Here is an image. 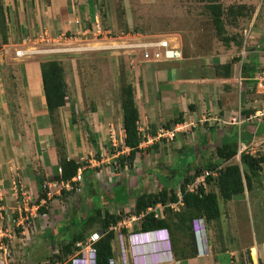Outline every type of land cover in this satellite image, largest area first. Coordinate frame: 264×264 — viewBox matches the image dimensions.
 Returning a JSON list of instances; mask_svg holds the SVG:
<instances>
[{
    "label": "crops",
    "instance_id": "crops-1",
    "mask_svg": "<svg viewBox=\"0 0 264 264\" xmlns=\"http://www.w3.org/2000/svg\"><path fill=\"white\" fill-rule=\"evenodd\" d=\"M198 1L161 0L160 17L165 23L162 30L168 32H135L163 36L171 44L175 41L181 50L178 59L147 61L139 51H128L121 62L107 54L62 61L67 97L65 105L57 109L56 125L61 131L67 158L83 164L78 170L81 177L97 180L103 194L99 207L102 214L107 211L115 215L126 213L124 217L133 215L137 195L174 187L173 183H163L159 179L160 175L168 177L162 173L156 174L159 185L151 186L148 174L154 169L146 167L145 163L148 157L157 160L155 157L167 151V147L174 158L186 156L190 151L194 155L195 166L188 168L182 177L193 173L198 162H212L216 167L221 166V170L230 161L241 162L239 154L247 147L252 149V155L257 152L264 155V118L255 117L264 106V98L254 88V78L264 68V1L211 0L224 5L253 6L249 16L240 17L231 26L240 36L239 46L234 42L224 46L216 39L209 14L199 7V12L190 8L192 4H203V0ZM0 3L12 18L8 41L0 44V51L6 50L5 57L0 53V208L5 206L6 210L19 212L17 196L23 189L36 201L29 210L33 211L36 206L39 210L52 198V190L47 191L48 184L68 182L53 179L60 174L55 143L57 132H54L46 105L40 69V63L49 59L16 56L11 52L12 47L16 51L31 42H40V46H44L46 41H60L62 37L69 43L90 39V28L99 21L94 11L96 0H0ZM171 3H174L172 7ZM245 19L248 22L245 23ZM55 34L59 36L48 38ZM122 64L123 68L120 67ZM226 65L228 69L224 67ZM122 69L126 81L133 87L142 142L133 165L124 166L127 172L135 170L132 178L135 176L137 180L125 184L130 193L129 200L119 204L114 202L112 189L121 184L124 177L118 171L117 157L129 152L124 145L119 98ZM84 97L87 101L91 97L94 104L89 106L86 101L80 102L79 99ZM177 117L182 121L174 122ZM175 125H179L180 130L173 139L156 138L159 128L171 129ZM235 142L236 156L229 160L218 157L217 148ZM118 144H122V151L116 148ZM155 170L160 172L158 167ZM245 172L249 174L246 168ZM126 178H129L128 174ZM180 183L181 179L175 188L179 189ZM211 185V190L206 188V191H216V186L208 183ZM43 192L45 197H41ZM62 202L58 198L52 209L46 211L43 208L41 214H51L50 217L55 219L54 210L57 209L60 211L57 218L66 220L69 216ZM158 205L154 206V214L157 218L164 217V206ZM88 207H92L91 202ZM219 208L220 217L207 222L205 246L199 248L194 243L195 255L176 257L184 232L171 227L166 229L173 244V258L164 243H153L147 247L146 264H264V164L251 178L249 187L245 185L242 193L227 201L220 200ZM37 220L41 224L45 221L44 218ZM138 221L126 231L138 230Z\"/></svg>",
    "mask_w": 264,
    "mask_h": 264
},
{
    "label": "trees",
    "instance_id": "trees-1",
    "mask_svg": "<svg viewBox=\"0 0 264 264\" xmlns=\"http://www.w3.org/2000/svg\"><path fill=\"white\" fill-rule=\"evenodd\" d=\"M202 0H199L201 2ZM202 12L209 14L211 24L214 29V35L224 46H229L231 42L241 45L240 36L238 33H229L228 26L236 24L240 17L249 16L253 11L252 5L234 3L224 5L219 1L203 0ZM7 17L4 12V6L0 3V44L8 41L7 35ZM235 60V59H233ZM228 69V65L224 66ZM41 77L46 105L50 115V119L54 124V131L56 132V123L58 118L57 109L65 105L67 97V83L65 79V72L62 63L57 59L44 60L40 63ZM124 80V78H122ZM121 108L123 114V128L125 131L124 145L129 149L127 154H121L117 157V163L124 167L125 165L132 166L137 152L140 151L139 145L142 142V137L138 130V110L134 100V93L132 85L123 81L120 87ZM182 121L181 117L175 118L174 122L179 123ZM57 134V133H56ZM90 136V134H89ZM62 137V136H61ZM91 137V136H90ZM59 165L61 173L55 175L53 179L59 181H68L72 184V190L66 191L63 189L64 196L73 193L76 189V183L72 181L82 167V163L74 159H68L65 152L64 142L61 139L55 140ZM237 143L224 144L216 149V153L222 160H229L237 155ZM240 161L244 169L241 168L239 163H230L225 165L219 172L217 177H207V183H213L216 186V191H206L202 186L196 192L187 191L186 185L191 182L203 168H215L214 163L209 162L207 165L197 167L195 172L191 175H185L180 185V195L182 205L174 211L169 204L178 202L179 196L175 187L163 188L158 193H142L137 195L133 207L132 214L138 215L149 207H154L157 204L164 206V217L157 218L154 212H148L139 221V230H152L156 228H171L176 227L184 232V239L180 241L179 249L176 256L177 258H188L196 254L194 248V234L192 231L191 221L194 218L204 217L208 222L217 220L220 217V200L227 201L234 195L240 194L244 191L245 185L250 186L251 178L256 176L262 170L264 164V155H252L249 153H241ZM248 169L249 174L245 172ZM45 192L41 193V197H45ZM43 212V207L39 208ZM44 210H46L44 208ZM126 214V213H125ZM111 214L105 211L103 214L101 209L97 208L90 216L87 214L85 220L87 225L91 223H98L99 229L102 230L104 235L96 243L97 248V264H108L109 259L113 256L111 243L115 237L113 231H109V227L120 221L124 215ZM129 215V213H128ZM138 221V222H139ZM126 231V229H124ZM84 234H77L72 241L61 243L57 252H53L47 256L45 263H52L61 261L74 251L75 243L79 240L85 239ZM173 252V244L171 243ZM174 256V255H173Z\"/></svg>",
    "mask_w": 264,
    "mask_h": 264
},
{
    "label": "rangeland",
    "instance_id": "rangeland-1",
    "mask_svg": "<svg viewBox=\"0 0 264 264\" xmlns=\"http://www.w3.org/2000/svg\"><path fill=\"white\" fill-rule=\"evenodd\" d=\"M158 1H151V0H96V7H95V14L98 16L99 22L102 25L103 29L111 31L110 35L107 34L104 37L103 41L108 42L109 36H112L111 39L118 38L125 39L124 34L131 33L134 34L136 31H159V32H168L166 30H162L164 28V20L161 19V10L160 2ZM264 0H260L262 3ZM174 3H171L173 6ZM186 4V3H184ZM264 6V4L262 3ZM4 6V5H3ZM201 6L198 4H192L190 8L192 10H198L197 12L201 11ZM5 15L7 17L6 24H7V35L10 31V23L12 22L11 15L8 14L6 10H4ZM168 14V13H167ZM249 18V17H247ZM177 21V19H175ZM88 21V20H87ZM245 23L248 22V19L243 20ZM242 23V22H241ZM90 18L88 21V25H90ZM92 26V25H91ZM228 26L229 33L236 32L231 28V25ZM244 26V25H243ZM245 27V26H244ZM232 29V30H231ZM93 32L97 33L96 31H91L90 39L87 37L86 40H78L75 43H69L65 41L64 37L60 39V41H46L44 46H40L39 43H30L28 45H24L19 49H35V53L23 55L22 57L27 58H34L43 56L46 59H57L62 63L63 60L66 59H76L79 57H84L86 55L95 57H102L103 55L106 56H113L117 57V61L122 59L125 60L124 56H127V52H131V50L127 49H86L87 47L94 46L95 43H99L102 38L98 36V34H93ZM72 33V32H71ZM244 33V32H243ZM76 34V33H73ZM70 35V34H69ZM57 34L51 35L48 38L53 39L57 38ZM79 37V36H78ZM130 37V36H129ZM82 38V37H81ZM102 41V42H103ZM172 43V42H171ZM175 46V41H174ZM172 44V45H173ZM74 45V46H73ZM104 45V43H102ZM96 46V45H95ZM101 46V45H100ZM54 48L58 49L55 51H48L44 48ZM74 48V49H69ZM78 48V49H77ZM44 49V50H39ZM80 49V50H79ZM106 50V51H103ZM6 50L0 51L1 55L3 54L5 57ZM16 55L15 49L12 47V51ZM47 52V53H46ZM133 52V51H132ZM131 52V53H132ZM46 53V54H45ZM49 53V54H48ZM86 53V54H85ZM14 55V54H13ZM102 55V56H101ZM7 57V56H6ZM119 64V62H118ZM125 65V64H124ZM123 68V64L120 66ZM124 78V80H122ZM126 81V74L124 69H122L120 74V86H119V98L121 103V96H120V87L121 83ZM87 97L79 99L80 102L84 103L86 101L87 105L94 104L92 98L90 97L89 101L86 100ZM79 103V102H78ZM58 114L56 115V117ZM56 127L58 126L55 125ZM55 132V131H54ZM56 139H62V135L60 134V130L56 128ZM118 133V130L116 131ZM122 144H118L116 148L119 151H122ZM252 148H255L252 145ZM167 151L163 152L161 155L156 156L157 160H151L150 157L145 158L146 160V167L154 169L149 175L150 177V184L151 186H158V177L156 174H165L168 177L164 178L163 175H160L159 179L164 182H171L174 184V187L178 186V181L182 179L183 175L186 173L188 168H192L194 162V155L191 153L187 154L186 156H181V158H174L173 153L169 151V148H166ZM251 148H249L250 150ZM195 150V149H193ZM252 150V149H251ZM260 154L259 152L255 153V155ZM240 159V158H238ZM239 162V160H233L230 163ZM241 164V162H239ZM202 165H207V163L201 162L197 164V166L193 169L194 172L197 167H202ZM242 165V164H241ZM118 171L123 176L121 179V184L115 185L112 189L114 191V202L119 204L125 203L129 200V194L125 187L129 181H132V177L135 173V170L128 171V169H124L125 167H121L118 165ZM160 168V172L155 170V168ZM242 167V166H241ZM207 169V167L203 168ZM244 169V168H242ZM123 171V172H122ZM185 171V172H184ZM129 175V178L127 177ZM146 174V173H145ZM191 175V174H190ZM81 177L79 180V187L80 190L74 189L73 193L64 196L63 189L66 191H71L72 187L69 189L67 188H55L52 187V198L47 200L43 204V208L46 211H49L53 207V203L55 200L60 198L63 202V206L65 207L64 211L69 216L66 220H61V218H57L58 214H60L59 210H54L55 212V219L50 217V215L41 214L42 211L38 210V207L34 208L33 211H23L21 212H14V210H6L1 207L0 210V245L2 248L0 249V260L2 264H43L47 260V256L53 252H57L58 246L63 242L72 241L74 236L81 233L85 236H88L94 232L98 233L100 231V227L98 223L94 222L91 223L89 226L87 225V220H85L87 214L90 216L94 213V211L102 206V199L103 194L98 189V182L97 180L90 179L86 177ZM137 177L134 176L133 181H136ZM140 180H142L140 178ZM183 180V179H182ZM181 180V181H182ZM146 178L144 182H146ZM148 181V182H149ZM85 183V184H84ZM182 183H180L181 185ZM213 184V183H212ZM172 185V184H171ZM172 187V186H171ZM211 186L207 185V189L211 190ZM135 189V188H131ZM176 191L179 193V189L175 188ZM49 191V188H47ZM56 191H59V194H55ZM135 191V190H134ZM136 192V191H135ZM133 196L136 194L131 193ZM57 198V199H56ZM92 205V209L88 206ZM27 207L30 209L33 204H36L35 199L30 200L27 203ZM18 205V204H17ZM23 207V205H21ZM88 210V211H87ZM56 211H58L56 213ZM33 213L34 218H31L30 213ZM88 212V213H86ZM21 213V214H20ZM42 216V217H41ZM38 218H44L45 221L41 224ZM7 249V253H6ZM255 250V249H254ZM256 252V251H255ZM72 254V253H71ZM69 254V255H71ZM68 255V256H69ZM67 256V257H68ZM1 264V263H0Z\"/></svg>",
    "mask_w": 264,
    "mask_h": 264
},
{
    "label": "built area",
    "instance_id": "built-area-1",
    "mask_svg": "<svg viewBox=\"0 0 264 264\" xmlns=\"http://www.w3.org/2000/svg\"><path fill=\"white\" fill-rule=\"evenodd\" d=\"M93 34H98L102 40L99 43H95L94 46L87 47L85 49H127L131 51H139L141 53V57L144 60H171L178 59L181 57V50L178 46H174L170 43V41L163 37L157 35H141L140 33H126L124 37L125 39L118 38L111 39L112 36H109L108 42H104V37L110 35L111 31L103 29L102 25L99 21L95 22L93 28H90ZM130 36V37H129ZM103 41V42H102ZM104 43V45H102ZM96 45V46H95ZM101 45V46H100ZM44 50V49H43ZM48 51H55L58 49H47ZM35 53V49H19L16 50V56H23L27 54ZM254 88L255 91L264 98V68L259 71V73L254 78ZM255 117L264 118V106L260 111H257ZM252 117H249L251 119ZM254 118V117H253ZM235 121V119H233ZM180 130L179 125L173 126L171 129L159 128L156 134L157 139H173L176 132ZM244 153H250L249 148L243 149ZM221 170V166H217L213 169H204L200 174H198L191 182L186 185L187 191L196 192L198 188L202 186L203 188H207V177H216ZM59 172L61 173V168H59ZM81 178L80 172L77 173L75 177H73L72 181L76 183V190H80L79 180ZM60 184V185H59ZM58 186L60 188L64 187L69 189L72 187L70 182L66 184H62L60 182H53L47 185V188L51 189V186ZM21 193L17 196V200L19 201V212L29 211L27 207V203L30 202L31 197L22 189L19 190ZM179 204H182V199L180 197ZM23 205V207L21 206ZM158 206H161L160 204ZM171 207H177V204H172ZM1 210V208H0ZM154 212V207H149L145 211H142L138 215H129L123 217L116 224H113L109 227V231H113L115 237L112 240L111 248L113 252V256L109 259L108 264H146V256L148 254L147 247L153 243H164L167 247V252L171 254L172 249L170 246V241L168 236L166 235L164 229H153V230H140V231H124V229L128 228L133 224V222L140 220L144 215L148 212ZM20 213V214H21ZM157 217V214H154ZM31 218H34V215H30ZM194 238L197 246L204 247L207 240L208 234L206 227L204 225V218H195L191 221ZM105 232L100 230L98 233L94 232L85 237L83 240H79L75 243L74 251L71 255H69L66 259L61 261H56L52 263H43V264H97V248L96 243L98 240L104 235ZM2 246L0 245V249ZM7 253V249H6ZM8 255V253H7ZM2 264V261L0 260Z\"/></svg>",
    "mask_w": 264,
    "mask_h": 264
},
{
    "label": "clouds",
    "instance_id": "clouds-1",
    "mask_svg": "<svg viewBox=\"0 0 264 264\" xmlns=\"http://www.w3.org/2000/svg\"><path fill=\"white\" fill-rule=\"evenodd\" d=\"M118 49H120V48H118ZM241 153H244V152H241ZM241 153L239 154V155H241ZM219 175V174H218ZM217 175V176H218ZM216 176V177H217ZM208 185V184H207ZM205 189V188H204ZM206 190V189H205ZM180 191V190H179ZM180 195V194H179ZM181 197V196H180ZM180 199V198H179ZM179 201V200H178ZM172 204H177V207H175V208H173V207H171V205ZM162 205V204H161ZM182 204H179L178 202H175V203H171V204H169V207H171L174 211H177L178 210V207L179 206H181ZM177 209V210H176ZM200 218H204V217H200ZM195 219V218H194ZM207 220L204 218V225H205V227H206V230H207V234H208V224H207ZM156 229H158V228H156ZM159 229H164V231H165V233H166V235L168 236V238H169V241H170V246H171V239H170V236H169V232H168V230L166 229V228H159ZM153 230V229H152ZM140 231V230H139ZM192 231H193V229H192ZM194 234V233H193ZM194 240H195V238H194ZM196 242V241H195ZM172 249V248H171Z\"/></svg>",
    "mask_w": 264,
    "mask_h": 264
}]
</instances>
